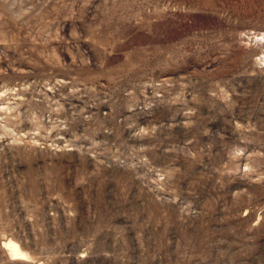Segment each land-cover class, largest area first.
Returning a JSON list of instances; mask_svg holds the SVG:
<instances>
[{
  "label": "rangeland",
  "instance_id": "obj_1",
  "mask_svg": "<svg viewBox=\"0 0 264 264\" xmlns=\"http://www.w3.org/2000/svg\"><path fill=\"white\" fill-rule=\"evenodd\" d=\"M0 264H264V0H0Z\"/></svg>",
  "mask_w": 264,
  "mask_h": 264
},
{
  "label": "bare ground",
  "instance_id": "obj_2",
  "mask_svg": "<svg viewBox=\"0 0 264 264\" xmlns=\"http://www.w3.org/2000/svg\"><path fill=\"white\" fill-rule=\"evenodd\" d=\"M10 252L12 253V255H18L19 254V250L15 247L11 248Z\"/></svg>",
  "mask_w": 264,
  "mask_h": 264
}]
</instances>
